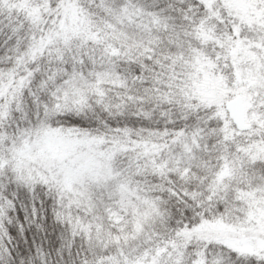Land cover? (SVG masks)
I'll use <instances>...</instances> for the list:
<instances>
[{
	"label": "snow or ice",
	"instance_id": "snow-or-ice-1",
	"mask_svg": "<svg viewBox=\"0 0 264 264\" xmlns=\"http://www.w3.org/2000/svg\"><path fill=\"white\" fill-rule=\"evenodd\" d=\"M0 264H264V0H0Z\"/></svg>",
	"mask_w": 264,
	"mask_h": 264
}]
</instances>
